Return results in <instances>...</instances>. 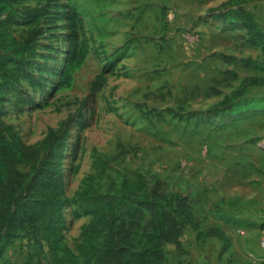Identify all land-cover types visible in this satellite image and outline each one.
<instances>
[{
    "label": "rangeland",
    "instance_id": "rangeland-1",
    "mask_svg": "<svg viewBox=\"0 0 264 264\" xmlns=\"http://www.w3.org/2000/svg\"><path fill=\"white\" fill-rule=\"evenodd\" d=\"M226 1H12L6 28L19 41L32 36V48L25 66H10L17 82L0 120L26 146L66 133L43 145L37 160L17 164L13 180L21 191L56 163L68 201L59 236L75 252L91 219L75 203L88 181L113 194L141 177V193L169 210L173 196L186 198L193 222L185 218L180 237L163 243L162 264L182 263L211 235L213 245L229 247L221 223L232 235L248 223L264 228V43L253 47L213 17ZM254 55L260 64H246ZM119 224L105 231L102 247L141 251L156 225L146 211L140 242ZM1 235L0 264H51L41 228L24 224Z\"/></svg>",
    "mask_w": 264,
    "mask_h": 264
},
{
    "label": "trees",
    "instance_id": "trees-1",
    "mask_svg": "<svg viewBox=\"0 0 264 264\" xmlns=\"http://www.w3.org/2000/svg\"><path fill=\"white\" fill-rule=\"evenodd\" d=\"M12 1L0 0V12L7 14L5 20H0V113L4 108L7 89L17 82L14 68L10 66H25L32 48V36L19 41L6 28L8 20L15 15ZM238 4L237 0L230 1L225 4L226 9L215 13L214 17L247 28L252 33L251 43L262 45L263 33L258 23L249 11ZM244 61L252 66L260 64L252 58H245ZM243 106V103L239 105L241 108ZM224 109L228 110V107ZM10 131L11 128L4 127L0 120V239L2 231H16L24 224L32 225L41 228L48 242L51 264H162L165 259L163 243L180 237L186 225L185 218L193 222L192 210L186 198L173 196L177 206L175 210H169L158 198L141 193L145 188L141 177L133 181L124 180L113 194L98 192L88 181L77 191L75 203L91 215V219L81 228V241L75 252L59 236V231L65 226L63 208L68 201L64 198V186L56 163H53L52 170L47 172L45 178L26 183L21 191L13 180L17 164L37 160L42 146L63 140L65 131H51L40 146L24 145L16 134L8 136L7 132ZM94 157V165L97 166L101 157L96 152ZM7 183H10V187L5 192L3 187ZM146 211L151 213L156 225L153 232L146 236L141 251H134L122 244L117 248L102 247L101 239L105 231H114L117 219L120 220L118 231L127 227L125 231H130L129 235L140 238L141 242ZM118 214L120 217H117ZM179 215H183L184 219H180Z\"/></svg>",
    "mask_w": 264,
    "mask_h": 264
},
{
    "label": "crops",
    "instance_id": "crops-1",
    "mask_svg": "<svg viewBox=\"0 0 264 264\" xmlns=\"http://www.w3.org/2000/svg\"><path fill=\"white\" fill-rule=\"evenodd\" d=\"M230 1L232 0H227L221 6L226 9L225 4H229ZM237 1L239 2L238 6H242L253 15L262 33H264V0ZM234 7H236V5ZM221 21L225 25H228L230 29H236L241 33L243 32V34H245V41L250 45L253 47L258 46L251 43L250 37L252 33H250L247 28H244L241 25H232L223 20ZM245 58H252L258 61L255 55L252 57H244V59ZM210 214L215 215L213 211L212 213L210 212ZM219 227L222 231H225L223 237L228 238V242L231 244L229 247L224 249L221 240H218L216 246L213 245V243L216 242L214 241L216 236H208L203 246H195L190 249L189 256L183 257L184 260L188 258L187 261L184 262L183 260L180 264H264V246L261 245V240L264 238V228H259L260 226L255 227L253 224L248 223L247 226L238 229L241 234L232 235L228 232L232 231L229 225L221 223ZM258 236L259 244L256 241Z\"/></svg>",
    "mask_w": 264,
    "mask_h": 264
},
{
    "label": "built area",
    "instance_id": "built-area-1",
    "mask_svg": "<svg viewBox=\"0 0 264 264\" xmlns=\"http://www.w3.org/2000/svg\"><path fill=\"white\" fill-rule=\"evenodd\" d=\"M261 245L262 246H264V238L261 240ZM9 264H19L18 262H15V261H13V262H11V263H9Z\"/></svg>",
    "mask_w": 264,
    "mask_h": 264
}]
</instances>
